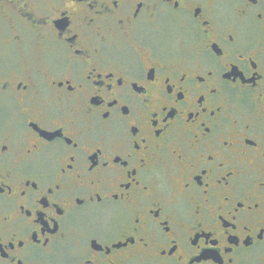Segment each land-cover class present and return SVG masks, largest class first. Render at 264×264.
Instances as JSON below:
<instances>
[{"label": "flooded vegetation", "instance_id": "flooded-vegetation-1", "mask_svg": "<svg viewBox=\"0 0 264 264\" xmlns=\"http://www.w3.org/2000/svg\"><path fill=\"white\" fill-rule=\"evenodd\" d=\"M0 264H264V0H0Z\"/></svg>", "mask_w": 264, "mask_h": 264}]
</instances>
